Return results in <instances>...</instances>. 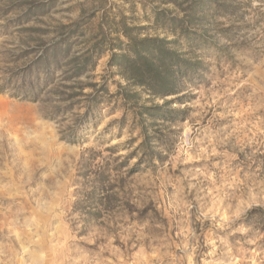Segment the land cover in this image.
<instances>
[{
    "label": "rangeland",
    "instance_id": "obj_1",
    "mask_svg": "<svg viewBox=\"0 0 264 264\" xmlns=\"http://www.w3.org/2000/svg\"><path fill=\"white\" fill-rule=\"evenodd\" d=\"M124 28L199 63L166 161L134 174L131 118L103 104L83 125L58 94L67 62ZM65 38L53 83L21 100L27 66ZM108 55L79 81L100 82ZM263 205L264 0H0V264H264L237 225Z\"/></svg>",
    "mask_w": 264,
    "mask_h": 264
},
{
    "label": "trees",
    "instance_id": "obj_2",
    "mask_svg": "<svg viewBox=\"0 0 264 264\" xmlns=\"http://www.w3.org/2000/svg\"><path fill=\"white\" fill-rule=\"evenodd\" d=\"M128 32L126 28L122 31L126 43L118 37L112 40L105 38L94 44L87 54L68 61L65 71L68 77L65 79L74 80L76 84L66 86L65 89L69 91H59L58 94L65 96L61 100L69 101L71 106L84 104L79 116L83 125L94 121L103 104L111 105L109 114L120 110L118 122L121 124L125 123L127 116L131 118L132 132L136 133L131 141H138L139 144L122 158L120 167L126 168L135 160L129 172L134 174L142 165L154 168L156 163L163 164L166 161L163 154L168 153L174 145V128L186 120L187 109L180 108L187 98L183 95L181 78L187 77L191 81L194 75L199 76L196 65L199 63L192 64L165 47L175 41L167 43L164 39L147 37L138 39ZM67 40L65 38L45 48L37 61L27 66L25 76L15 87L21 100L38 102V95L43 88L53 83L55 73L60 68V58L68 56L70 51ZM62 46L63 53H60ZM104 48L109 55L100 82H80L83 76L90 80L95 78L87 77V74L94 70L96 60L101 57ZM47 55L50 56L48 62ZM39 59L45 60L43 65ZM42 66L44 79L41 81L37 71ZM33 74L35 77L32 80ZM115 77L119 81H114ZM109 83L115 88L113 93H110ZM86 89L88 92L84 93ZM237 225L246 230L243 239H255L257 245L264 249V205L248 209Z\"/></svg>",
    "mask_w": 264,
    "mask_h": 264
}]
</instances>
